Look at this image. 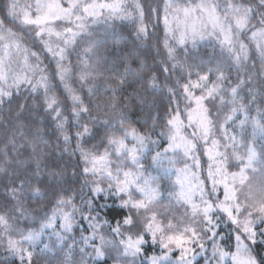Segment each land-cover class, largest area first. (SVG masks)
<instances>
[{
  "label": "snow or ice",
  "instance_id": "snow-or-ice-1",
  "mask_svg": "<svg viewBox=\"0 0 264 264\" xmlns=\"http://www.w3.org/2000/svg\"><path fill=\"white\" fill-rule=\"evenodd\" d=\"M117 21L154 48L159 71L119 39L108 47L92 27ZM205 39L226 63L201 71L187 54ZM21 90L28 95L16 102ZM162 92L170 104L159 123ZM134 109L152 125L137 127ZM257 133L264 137V0H0V264L105 256L196 264L201 255L206 264H260L252 252L264 243ZM161 137L166 145L146 159ZM162 174L171 178L166 193ZM100 196L126 209L118 222L92 210ZM222 221L233 226L234 250L218 232ZM78 222L88 229L75 235ZM149 241L159 250L148 253Z\"/></svg>",
  "mask_w": 264,
  "mask_h": 264
},
{
  "label": "trees",
  "instance_id": "trees-1",
  "mask_svg": "<svg viewBox=\"0 0 264 264\" xmlns=\"http://www.w3.org/2000/svg\"><path fill=\"white\" fill-rule=\"evenodd\" d=\"M95 32L99 33L102 37H105L108 41V47H112V41L113 39H119L122 41L121 47L123 50H126L130 53H132L134 56L140 58L141 60L146 61L153 71H159L160 65L159 64H153L152 59L155 56V50L150 45H143L140 44L139 40L137 39L136 33L133 30V27L131 24L127 22H120L117 21L115 26L111 29H108L105 31V25L101 22L100 24L93 25L92 26ZM162 27L157 26V28L154 30L153 33V42L155 43L159 37L162 34ZM115 50L113 49V52ZM187 59L189 63L193 64L195 67H197L199 70L203 71L206 68L215 65L217 63H226V54L219 48L218 44L215 41H201L199 42L196 47L190 48L189 52L187 54ZM109 66L112 65L111 59L108 61ZM226 70L232 71L231 65H226ZM57 91L58 93H63V89L60 88L57 85ZM246 91H244V95H246ZM27 92L24 90H21L19 94H16L14 96V100L16 102L23 101L24 98L27 96ZM170 101L167 93H161L160 94V100L158 104L156 105L155 109L153 110V114L156 117L157 122L163 123L165 112L167 111L169 107ZM29 120H35L36 117L32 116H26ZM128 118L136 124L139 128H146L152 125L153 121L149 117L147 119L140 118V114L137 110H132L128 113ZM43 126L48 129L51 128L52 125L48 119H44L42 121ZM97 128L99 129V134H102L104 129L102 126L97 125ZM94 134L93 136H89L85 138L86 144H92L95 143L98 135ZM48 135L51 137L53 133L49 132ZM245 138V137H244ZM161 145H166L167 141L166 138L161 137ZM247 139V138H245ZM158 145V144H157ZM257 149L264 153V144L261 146L259 145ZM75 163V161H73ZM206 168V163H205ZM66 183H74V181L69 178ZM222 191V190H221ZM29 199H32L30 196ZM118 198L116 197L115 200H105L104 198H101V196L98 198V200H95L94 203L96 205L95 208L92 210L94 212H99L102 217H104L109 224L116 223L121 219V216L125 214L126 209L121 207L117 203ZM101 201L104 204L102 206H99V202ZM226 224H218V232L222 233V238L224 236V245L227 247L229 246V250H234L235 240H234V229L233 226L230 224V222L222 221ZM229 230L230 232L227 233L226 230ZM145 249L148 253H151L152 251H158L159 249L151 244L149 241L145 244ZM252 252L256 256L257 260L260 261V264H264V245L262 244H255L252 245ZM112 262V257H106L103 261L99 262L100 264H110ZM196 264H206V257L204 255L198 256L196 258Z\"/></svg>",
  "mask_w": 264,
  "mask_h": 264
},
{
  "label": "rangeland",
  "instance_id": "rangeland-1",
  "mask_svg": "<svg viewBox=\"0 0 264 264\" xmlns=\"http://www.w3.org/2000/svg\"><path fill=\"white\" fill-rule=\"evenodd\" d=\"M206 40V39H205ZM207 41H215L213 39H207ZM241 95H244V92L241 93ZM244 137L247 138L245 140H248V139H251L253 137V133L251 132V130H247L245 133H244ZM167 141V140H166ZM158 145H155L153 147L152 150H149L146 154H145V157L146 159H150L151 155H152V151L154 150H159L160 148H163L164 145H161V139H159ZM255 144H256V147H258L259 145L261 146L262 144H264V137H261L260 134H255ZM155 174V173H154ZM163 175V174H162ZM170 177L166 176V175H163V178L161 179V187H162V190L166 193L167 190L169 189V186H170ZM222 192V191H221ZM99 198V197H98ZM98 198L96 200H98ZM101 198H104L105 200L109 199V200H115L116 197L115 196H108V197H103L101 196ZM222 198V197H221ZM99 202V206H102L104 203L101 202V201H98ZM219 224H226L225 222H220ZM88 229V224L86 222H78V224L75 226V229H74V234L75 235H79L80 232L82 231H86ZM110 231V228L108 229ZM227 233H229L230 231L227 229L226 230ZM224 238V236H223ZM222 238V240L224 241V239ZM152 244V243H151ZM256 244H262L264 245V243L260 242L259 240L257 241ZM227 249H229V246L227 245L226 247ZM106 257H112V256H105L104 259ZM103 259V260H104ZM103 260H100L98 261V264H100L99 262L103 261ZM112 264V262L110 263Z\"/></svg>",
  "mask_w": 264,
  "mask_h": 264
}]
</instances>
